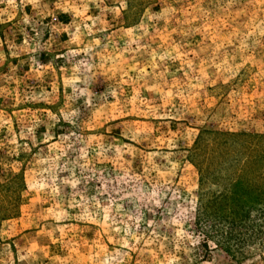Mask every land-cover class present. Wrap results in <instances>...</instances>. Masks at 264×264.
<instances>
[{
    "label": "rangeland",
    "instance_id": "374dc122",
    "mask_svg": "<svg viewBox=\"0 0 264 264\" xmlns=\"http://www.w3.org/2000/svg\"><path fill=\"white\" fill-rule=\"evenodd\" d=\"M0 264H264V0H0Z\"/></svg>",
    "mask_w": 264,
    "mask_h": 264
}]
</instances>
